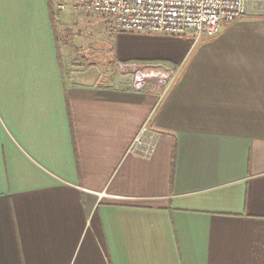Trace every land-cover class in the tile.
Returning a JSON list of instances; mask_svg holds the SVG:
<instances>
[{
  "label": "crops",
  "instance_id": "crops-1",
  "mask_svg": "<svg viewBox=\"0 0 264 264\" xmlns=\"http://www.w3.org/2000/svg\"><path fill=\"white\" fill-rule=\"evenodd\" d=\"M0 264H264V5L195 41L0 0Z\"/></svg>",
  "mask_w": 264,
  "mask_h": 264
},
{
  "label": "built area",
  "instance_id": "built-area-1",
  "mask_svg": "<svg viewBox=\"0 0 264 264\" xmlns=\"http://www.w3.org/2000/svg\"><path fill=\"white\" fill-rule=\"evenodd\" d=\"M247 4L264 5V0H50L55 14L68 7L109 20L113 30L125 34L184 37L195 41L215 38L226 26L241 19ZM125 74H132V85L147 82H171L175 73L164 66L148 72L138 64L120 65ZM156 149V134L143 127L128 153L144 159Z\"/></svg>",
  "mask_w": 264,
  "mask_h": 264
},
{
  "label": "rangeland",
  "instance_id": "rangeland-1",
  "mask_svg": "<svg viewBox=\"0 0 264 264\" xmlns=\"http://www.w3.org/2000/svg\"><path fill=\"white\" fill-rule=\"evenodd\" d=\"M89 21L90 20L88 18H86V17H78L77 19L71 20L70 23L73 24V25H75V26H77L78 28H81V26H83V24L85 25V24L89 23ZM71 27H73V26H68L66 28V30L63 32V35H65V34L66 35L72 34V36L76 37L77 36L76 34H78L77 30L74 31ZM128 76L131 77L132 74L129 73Z\"/></svg>",
  "mask_w": 264,
  "mask_h": 264
}]
</instances>
